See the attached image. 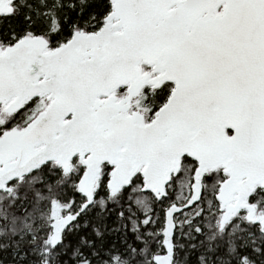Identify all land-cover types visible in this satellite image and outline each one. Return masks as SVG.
<instances>
[{
    "label": "snow or ice",
    "instance_id": "6c2138e0",
    "mask_svg": "<svg viewBox=\"0 0 264 264\" xmlns=\"http://www.w3.org/2000/svg\"><path fill=\"white\" fill-rule=\"evenodd\" d=\"M0 264H264V0H0Z\"/></svg>",
    "mask_w": 264,
    "mask_h": 264
}]
</instances>
